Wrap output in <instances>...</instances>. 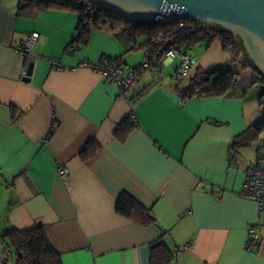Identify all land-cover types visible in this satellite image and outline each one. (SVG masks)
Here are the masks:
<instances>
[{
	"label": "crops",
	"instance_id": "0c3cea01",
	"mask_svg": "<svg viewBox=\"0 0 264 264\" xmlns=\"http://www.w3.org/2000/svg\"><path fill=\"white\" fill-rule=\"evenodd\" d=\"M20 2L0 0V264L13 257L5 230L37 226L63 264H153L160 240L174 252L170 264H264V213L243 195L253 163L240 153L262 136L238 153L231 147L264 119V83L247 49L233 63L221 39L196 45L188 55L197 67L178 82L181 64L164 56L150 65L123 21L93 30L83 46L78 13L19 11ZM31 33L40 38L26 57L18 47ZM112 59L141 68L126 92L93 68ZM222 67L240 75L232 93L181 99L177 87L198 68ZM129 121L137 128L122 141L117 127ZM122 194L154 222L119 214ZM254 227L260 244L248 251Z\"/></svg>",
	"mask_w": 264,
	"mask_h": 264
},
{
	"label": "trees",
	"instance_id": "16d2710c",
	"mask_svg": "<svg viewBox=\"0 0 264 264\" xmlns=\"http://www.w3.org/2000/svg\"><path fill=\"white\" fill-rule=\"evenodd\" d=\"M26 9H55L78 13L80 16L78 42L83 46H87L93 30H102L110 21H123L124 31L130 38L137 41L139 37H145V41L140 45V48L145 50L147 62L150 65L153 62L161 61L166 52L173 47L181 46L185 52L201 43H206L208 46L217 39H221L223 49L232 58L231 62L242 61L246 54L241 37L231 33L223 26L207 24L206 28L194 31L190 26L193 22L189 20L185 21L186 26L183 28L178 27L179 21L177 20L147 23L132 22L123 17L121 18L111 10L99 8L94 0H21L19 11H25ZM159 35L162 36L159 38ZM137 68L141 69L140 67ZM244 68H248V66H244ZM254 68L257 71L255 66ZM259 73V80L256 84L259 82L264 83V74ZM239 80L240 75L231 72L227 67H222V69L210 74L202 68H198L189 86L186 89L178 86L177 89L183 101L199 96L223 97L235 90ZM13 112L14 117H16L17 110L13 109ZM117 128L116 136L125 141L128 133L137 127L134 122L129 121L127 124L126 122L120 124ZM54 130L55 127L53 126L50 135L54 134ZM263 133L264 119L261 120V123L249 128L233 140L231 144L233 151L238 153L241 150L250 148ZM92 143L90 142L81 153L84 159L89 158L87 152L90 151ZM117 201V212L119 214L134 219L143 226L154 222L151 213L141 207L129 195L122 194ZM3 244L8 250H13V257L7 258L4 264H63L61 256L55 251L51 241H48L47 232L43 226L24 230V232L14 227L7 228L3 235ZM173 256L174 252L167 247L163 240L153 246L151 257L153 264H170Z\"/></svg>",
	"mask_w": 264,
	"mask_h": 264
},
{
	"label": "water",
	"instance_id": "95a60500",
	"mask_svg": "<svg viewBox=\"0 0 264 264\" xmlns=\"http://www.w3.org/2000/svg\"><path fill=\"white\" fill-rule=\"evenodd\" d=\"M132 22H159L160 18L199 20L223 26L246 41L248 54L264 74V0H94ZM34 62L28 66L30 81Z\"/></svg>",
	"mask_w": 264,
	"mask_h": 264
},
{
	"label": "built area",
	"instance_id": "2783aa9c",
	"mask_svg": "<svg viewBox=\"0 0 264 264\" xmlns=\"http://www.w3.org/2000/svg\"><path fill=\"white\" fill-rule=\"evenodd\" d=\"M171 20H177V18H160V21ZM187 20L188 19L177 20L179 21L178 27H185V21ZM191 22L193 23L190 26L194 31L202 30L207 26L206 23L199 20ZM161 36L162 35H159V38ZM39 38V33H31L30 35H28L26 41L23 42L20 47H18L22 55L26 57L30 56L33 51V46L38 42ZM165 57L166 59H169L171 61L178 59L183 65L175 74V78L178 82H182L183 80H185L191 70L197 67V63L190 58L188 52H184V49L181 46H176L168 50ZM52 64L56 67L59 66L58 62H52ZM84 66L88 65L84 64ZM145 66L148 67L147 65ZM93 68L96 69L99 73H102L109 80L114 81V83H116V85H118L123 90V92H126V90L130 89L134 84H136L139 75L141 74V69L130 68L129 70H127L126 68L122 67L120 62L116 60L105 61L103 63H100V65L94 66ZM62 174L66 179L68 176V171L62 170ZM243 195L250 200H254L259 206L261 213H264V166L262 167L259 164H251V166L247 168V178ZM249 231L250 239L248 251H253L260 244V230L257 227H254ZM6 254L8 255V257H11L10 252H6Z\"/></svg>",
	"mask_w": 264,
	"mask_h": 264
},
{
	"label": "rangeland",
	"instance_id": "374dc122",
	"mask_svg": "<svg viewBox=\"0 0 264 264\" xmlns=\"http://www.w3.org/2000/svg\"><path fill=\"white\" fill-rule=\"evenodd\" d=\"M139 44H143L145 41V37H139L138 39ZM190 52V50H188ZM185 51V52H188ZM139 51L136 52H132L131 56H132V60L130 63H132L131 65L137 64V62L140 61V55ZM191 58V57H190ZM192 59V58H191ZM177 62L181 64L180 60L177 59ZM183 65L181 64V67ZM253 146V145H252ZM240 153H246L247 156L245 155V158H248L249 163H253V164H257L259 163L260 166H264V134L262 135V137L260 138V141L258 140L255 144L254 147H251L250 150H246V151H241Z\"/></svg>",
	"mask_w": 264,
	"mask_h": 264
},
{
	"label": "flooded vegetation",
	"instance_id": "af4514ba",
	"mask_svg": "<svg viewBox=\"0 0 264 264\" xmlns=\"http://www.w3.org/2000/svg\"><path fill=\"white\" fill-rule=\"evenodd\" d=\"M241 37H243V36H241ZM244 38V37H243ZM242 39V38H241ZM242 41H243V46H244V48L246 47V41L245 40H243L242 39ZM245 49H247V48H245ZM248 50V49H247Z\"/></svg>",
	"mask_w": 264,
	"mask_h": 264
}]
</instances>
